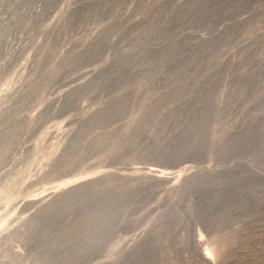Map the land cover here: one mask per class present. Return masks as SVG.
<instances>
[{
	"label": "rangeland",
	"instance_id": "374dc122",
	"mask_svg": "<svg viewBox=\"0 0 264 264\" xmlns=\"http://www.w3.org/2000/svg\"><path fill=\"white\" fill-rule=\"evenodd\" d=\"M0 264H264V0H0Z\"/></svg>",
	"mask_w": 264,
	"mask_h": 264
}]
</instances>
